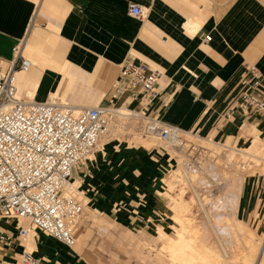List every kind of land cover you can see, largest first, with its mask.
I'll return each instance as SVG.
<instances>
[{"label":"crops","instance_id":"crops-1","mask_svg":"<svg viewBox=\"0 0 264 264\" xmlns=\"http://www.w3.org/2000/svg\"><path fill=\"white\" fill-rule=\"evenodd\" d=\"M131 5L144 16L132 17ZM19 50L34 65L18 75L19 93L29 90V102L118 107L212 142L244 149L257 146L256 137L264 143V112L236 108L247 67L261 74L264 95V0H0L1 70L18 60ZM126 61L161 72L151 106L127 94L114 98ZM165 155L123 142L97 151L73 175L87 201L76 245L33 232V255L42 264H173L161 237L154 259L138 255L167 212L153 195L162 194L157 181L168 165ZM138 179L153 182L141 190V202L126 187ZM241 196L240 221L247 225L253 217L249 228L257 229L264 220V176L247 177ZM0 227L17 235L14 223L0 221ZM21 251L18 244L0 250V264H12Z\"/></svg>","mask_w":264,"mask_h":264},{"label":"built area","instance_id":"built-area-1","mask_svg":"<svg viewBox=\"0 0 264 264\" xmlns=\"http://www.w3.org/2000/svg\"><path fill=\"white\" fill-rule=\"evenodd\" d=\"M129 13L136 18L144 16L138 5H131ZM210 40L205 37V42ZM17 58L8 69H0V221L14 223L17 229L14 236L0 227V250L18 244L22 251L12 264H42L28 250V239L33 232H42L66 247L76 245L75 230L87 202L71 180L76 169L98 151L118 107L76 109L62 103L19 100L17 74L34 65L20 50ZM246 71L236 108L263 113L262 76L254 67ZM160 76V71L147 64L126 61L121 65L114 98L120 100L127 94L151 106L159 97ZM144 134L181 145L184 133L147 119Z\"/></svg>","mask_w":264,"mask_h":264},{"label":"bare ground","instance_id":"bare-ground-1","mask_svg":"<svg viewBox=\"0 0 264 264\" xmlns=\"http://www.w3.org/2000/svg\"><path fill=\"white\" fill-rule=\"evenodd\" d=\"M19 74H17V88H19L18 86ZM20 96L21 97L23 96L25 99L28 100L26 101L22 100L23 97L20 98ZM29 97H31L32 99V95L29 93V90H25L21 94L19 93L18 90L17 98L19 100L29 102L30 100ZM115 114H116L115 116H117V118H120L121 120H123L122 118H126L125 119L126 121L122 122L119 121V119L115 120V123H113L114 125L112 130L109 127V133L101 138V142L98 147V151H100L101 153H104L105 148L111 142H113V138H118L122 132L126 130H134L136 128L139 129L140 122L138 120L146 121L145 119H142L138 114H133L131 113V111L127 109H118ZM130 117H134L137 119H132ZM189 135L195 137L192 134ZM195 138H199V137H195ZM199 139L203 140L202 138ZM256 140H259V138L256 137ZM210 143H213V145L211 146L209 145L208 150L211 151L212 153L217 154L221 158V160L223 159L226 162V164L231 165L230 167H235V165H239V164L242 165V163L247 159H259L255 154L259 152L257 151V149L260 148H258L255 144L248 149L242 150V149L229 148L226 144H221L218 142L211 141ZM176 144L179 145L180 142H177ZM223 149H228L229 152L225 153ZM169 153L170 152L168 151V153L165 154L171 157V154ZM183 156L179 157L178 160L179 162L177 161L180 165L185 162ZM94 157L95 156L93 155L90 157V159L91 158L93 159ZM174 159L177 160V158L175 157ZM185 166H181V169H183L184 171H186ZM198 166H199L198 167L199 169L197 168L198 173L199 172L204 173V177L205 175H207L208 177L206 178L210 179L211 183L220 184L221 182H223L222 184L225 185V189H224L225 193L223 192L224 196L223 195L222 197L216 196L218 198L214 196L216 199L212 203H210V200L212 199L211 197L210 198L208 197V200H206V197L203 196L205 198L204 201L206 204L205 203L203 204L201 202L202 199L200 200L202 206L204 207L205 217L209 224V228L211 229V232L199 228V225L196 223L194 219L187 217L184 214L182 215L166 214L164 216L162 224L159 225L156 230L158 236L161 237L165 242L163 246L164 252L167 254V256L169 257V259L173 264H264V245L263 248L261 247L262 250L259 253L257 260L255 259V256H257L258 254V250L261 245L262 239H259V235L258 233H256L255 229L249 228V226L245 225L242 221L236 219V217L233 216L236 214L238 208H240L239 206H241L242 203L241 195L243 193V189L246 183V180L243 176V172L241 171L240 173H237L238 170V166H237L236 172L233 171L235 174L233 175L232 172V176L230 177L231 172L229 173V175H227L218 168L217 164H210L205 160L201 161ZM201 176H199L201 179L198 177L201 182L200 185L212 186L210 183H206L207 181L205 180V178ZM192 178L195 180L194 177ZM79 183L80 182L74 178L73 181L71 180V184L73 188L79 186ZM77 188L80 189V187ZM211 189L213 188L211 187ZM195 193L197 199L199 200L200 194H198L197 191H195ZM208 193H210V191ZM181 201H182L181 198L178 199L177 201L178 204H181ZM205 206H208V208L205 209ZM168 221H170V223ZM169 229L172 232H170ZM210 234L213 235V239L209 237ZM255 260L257 261L256 263Z\"/></svg>","mask_w":264,"mask_h":264},{"label":"rangeland","instance_id":"rangeland-1","mask_svg":"<svg viewBox=\"0 0 264 264\" xmlns=\"http://www.w3.org/2000/svg\"><path fill=\"white\" fill-rule=\"evenodd\" d=\"M22 97L20 96V98H22ZM29 99L31 100V97H29ZM22 100L26 101L28 99H25L23 97ZM51 102H56V101H51ZM130 118L137 119L134 117H130ZM118 119H119V121H122V122L126 121L125 120L126 118H122L124 120L123 121L120 118H117V116L113 117L111 124H110L111 130H112L113 125H114L113 123H115V120H118ZM138 121L140 122L139 123V129L136 128L134 130L124 131L121 133V135H119V137L121 139L119 137L113 138V142H115L116 144L121 143V142L128 143L129 145L145 147L146 149L160 151L162 153H168V151L170 152L169 154H171V157L168 155H165V159L168 158V160H167L168 165L165 167L163 178H161L160 180L157 181V184H159V186H157V188H158L159 192H161L162 194L157 193V192L153 194L155 196V198L159 199L167 207L166 208L167 212H164L162 214L161 221H163L164 216L166 214H171V215H174V214L175 215H182V214H184L187 217L194 219L196 221V223L199 225V228H202L204 230L211 232V229L209 228V224H208L206 217H205L204 207L202 206L201 202L203 204L205 203L204 197H206V200H208V197L209 198L211 197L212 199L214 198L213 200L209 199L210 203L215 201L216 198L222 197L224 189H225V185L222 184L223 182H221V183L219 182L220 184L211 183L210 179L206 178V177H208L207 175H205V177H204V173H202V172L198 173V169H199L198 165L200 164L201 161L205 160L206 162H208L210 164H217L218 168L221 171H223L225 174L229 175V173L231 172L230 177L232 176L233 171L236 172L237 166H238V170H239V171L237 170V173H240L242 171L245 180L247 179V177H251V176H264V143L260 142L259 140H256V138H255L254 142H257V144H258L257 147L260 149H257V151H259V152H257L255 155L259 159H247L248 161L247 160L244 161L242 163V165L239 164V165H235V167H230L231 165L226 164V162L223 159L221 160V158L217 154L212 153L211 151L208 150L209 145L210 146L213 145V143H210L208 141V139H206V140L203 139L204 140L203 141V140H200L199 138L192 137L189 134H181V136H180V141H182L181 145H175L171 142L163 141L160 138H158L157 136H150V137L145 136L144 129H145V126L147 124V121H143V120H138ZM111 130H110V133H111ZM126 137H127V139H126ZM118 139H120V140H118ZM109 140H111V139H109ZM206 142H208V143H206ZM226 145L229 148L245 150L244 148H239L238 146H232L230 144H226ZM193 151H194V153H193ZM223 151L225 153L229 152L228 149H223ZM180 156L181 157L183 156V159L185 162L182 164H185L186 166L182 165V164L180 165L178 163ZM174 157L177 158V160H175ZM160 158L161 157L157 158V160H159V162L162 165H164L165 161L161 160ZM91 160H93V159L91 158L90 161ZM218 160H220V161H218ZM216 161L219 163H217ZM221 161H224V162H221ZM196 163H197V165H196ZM244 163H245V165H244ZM137 166L138 165L136 164L135 167H137ZM181 166H185L186 171L181 169ZM226 166H228V167H226ZM234 168H236V169H234ZM193 171H194V173H193ZM234 172H233V175L235 174ZM196 175H198V176H196ZM146 176H148V175H146ZM195 176H196V178H195ZM199 176L205 178V180L207 181L206 183H210L212 186L200 185L201 184V182H200L201 178ZM192 177H194L195 180ZM140 178H143V177H140ZM197 179H199V180H197ZM72 181H73V178H72ZM126 183H127L126 184L127 191H129V193L133 194L134 196L136 195V193L138 194V195H136V197H134L135 199L130 197L132 199V201L141 202L142 197L139 195L141 190L150 187V184L153 182H152V180L138 179V180L127 181ZM217 185H218V187H217ZM77 187H80V191H83L80 183H79V186H77ZM195 187H197V188H195ZM211 187L213 189H211ZM204 189H206V190H204ZM131 190H132V192H131ZM195 191H197L198 194H200L199 200L197 199ZM209 191H210V193H208ZM209 194L210 195L213 194V195L210 196ZM214 196L215 197L218 196V197L215 198ZM180 198L182 199V201H181V204H178L177 201ZM200 200H201V202H200ZM242 201H243V198H242ZM206 208H208V206H205V209ZM233 216L236 217V219L240 220V208H238V211ZM168 222L170 223V221H168ZM252 224H253V217L250 221L247 222L248 226H252ZM12 228H14V226ZM255 230H256V233H258V235H259V239H262L261 245H260L259 250H258V254H257V256H255V259L257 260L259 253L261 252L263 245H264V243H263L264 242V220L258 221L257 229H255ZM169 231L172 232L170 229H169ZM154 236L155 237H154V239L151 240V243H147L144 245V247L142 249H139L140 252L138 255L140 257L142 256L141 259H143L144 257H147V256L152 257V259H154V255H156V256L158 255L159 250L162 246V242L159 239L157 231L154 234ZM209 237H211L213 239L212 234H210ZM214 240H215V238H214ZM27 248H28V250L32 251L31 249H29V239L27 242ZM162 256H165V255L162 254ZM164 260L168 264L167 259H164ZM256 260H255V263L257 262ZM105 263L110 264L111 261L107 260Z\"/></svg>","mask_w":264,"mask_h":264}]
</instances>
